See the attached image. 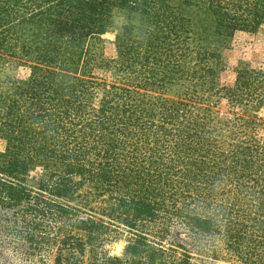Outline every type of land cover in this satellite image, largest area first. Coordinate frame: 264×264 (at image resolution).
Listing matches in <instances>:
<instances>
[{
	"label": "trees",
	"instance_id": "16d2710c",
	"mask_svg": "<svg viewBox=\"0 0 264 264\" xmlns=\"http://www.w3.org/2000/svg\"><path fill=\"white\" fill-rule=\"evenodd\" d=\"M262 30L264 0H0L29 71L0 81V222L53 264H264V69L224 59Z\"/></svg>",
	"mask_w": 264,
	"mask_h": 264
},
{
	"label": "rangeland",
	"instance_id": "374dc122",
	"mask_svg": "<svg viewBox=\"0 0 264 264\" xmlns=\"http://www.w3.org/2000/svg\"><path fill=\"white\" fill-rule=\"evenodd\" d=\"M114 26L117 28L122 20L116 13L113 17ZM102 39L106 41L105 52L108 57H112L114 54V33L105 34ZM235 40V47L224 54V59L229 69L236 67L238 62L246 63L251 67L264 69V30L260 31L257 35H237ZM29 71L22 66L18 60L14 58H1L0 59V81L5 78H11L14 80L22 81L26 78ZM227 82H232L233 75L228 74ZM180 96L179 88H169L163 95L167 99H176ZM216 110H213L215 112ZM225 111L222 108L215 117L219 119L220 116H224ZM258 117L264 120V109L258 112ZM4 148L3 141L0 140V151ZM40 178V174L32 172L27 180V185L34 187ZM162 226L159 224L151 225L146 230L151 235L149 240L157 242L160 237L158 234L161 232ZM8 229L5 222H0V264H53L55 257V250H39L36 245L32 243L29 235V231H21L18 227L16 230ZM183 230L179 225H170L169 227V241L181 242L183 238ZM115 233L111 235L110 243L104 246V252L110 256L121 257L123 255V249L126 245V240L129 235H120L118 240H113ZM206 241V240H205ZM205 241H202L205 243ZM185 242V241H183ZM208 244V242H206ZM181 253V249L176 250ZM89 254L86 253L85 260H89ZM193 262V261H192ZM203 264L211 262L209 259L201 260ZM193 264H200L199 262H193ZM215 264H239L233 260L224 259L215 262Z\"/></svg>",
	"mask_w": 264,
	"mask_h": 264
}]
</instances>
